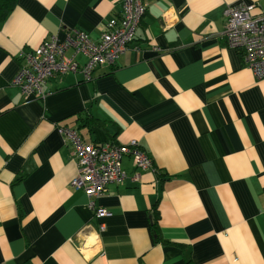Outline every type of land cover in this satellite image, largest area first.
Wrapping results in <instances>:
<instances>
[{"label": "crops", "instance_id": "1", "mask_svg": "<svg viewBox=\"0 0 264 264\" xmlns=\"http://www.w3.org/2000/svg\"><path fill=\"white\" fill-rule=\"evenodd\" d=\"M122 1L15 0L0 21V264H264V78L224 36L228 5L264 0H144L129 47L91 80L50 77L42 97L11 84L21 50L70 28L98 40ZM59 126L136 140L154 166L123 157L97 219Z\"/></svg>", "mask_w": 264, "mask_h": 264}, {"label": "built area", "instance_id": "2", "mask_svg": "<svg viewBox=\"0 0 264 264\" xmlns=\"http://www.w3.org/2000/svg\"><path fill=\"white\" fill-rule=\"evenodd\" d=\"M146 7L144 0H123L119 17L107 21L98 40L91 39L82 30L70 28L63 30V38L53 34L36 48L21 50L17 57L19 70L11 84L25 96L42 97L43 84L50 77L71 72L80 73L84 80H91L97 68L113 65L129 47ZM255 8L254 4L243 2L228 5L224 11V36L231 48L242 51L246 66L260 79L264 78V13H253ZM76 55L84 56L85 61L77 62ZM58 128L68 141L77 164V173L70 185L85 193L88 208L97 219L110 215V212L97 206L96 200L107 191L109 184L121 185L127 178L121 166L123 157H131L138 170L154 166L136 140L124 144H89L81 140L75 129ZM104 229L105 224L98 222V233Z\"/></svg>", "mask_w": 264, "mask_h": 264}, {"label": "trees", "instance_id": "3", "mask_svg": "<svg viewBox=\"0 0 264 264\" xmlns=\"http://www.w3.org/2000/svg\"><path fill=\"white\" fill-rule=\"evenodd\" d=\"M14 5H15V0H0V21L7 16V14L12 10ZM153 227H154V231H156V227L154 225Z\"/></svg>", "mask_w": 264, "mask_h": 264}, {"label": "rangeland", "instance_id": "4", "mask_svg": "<svg viewBox=\"0 0 264 264\" xmlns=\"http://www.w3.org/2000/svg\"><path fill=\"white\" fill-rule=\"evenodd\" d=\"M100 232H102V231H100Z\"/></svg>", "mask_w": 264, "mask_h": 264}]
</instances>
